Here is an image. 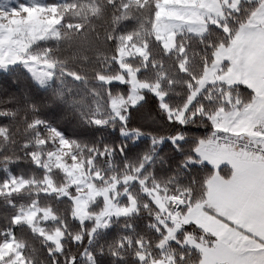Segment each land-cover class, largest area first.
Instances as JSON below:
<instances>
[{
    "label": "snow or ice",
    "instance_id": "snow-or-ice-1",
    "mask_svg": "<svg viewBox=\"0 0 264 264\" xmlns=\"http://www.w3.org/2000/svg\"><path fill=\"white\" fill-rule=\"evenodd\" d=\"M0 264H264V0H0Z\"/></svg>",
    "mask_w": 264,
    "mask_h": 264
},
{
    "label": "trees",
    "instance_id": "trees-1",
    "mask_svg": "<svg viewBox=\"0 0 264 264\" xmlns=\"http://www.w3.org/2000/svg\"><path fill=\"white\" fill-rule=\"evenodd\" d=\"M0 95H7V93H0Z\"/></svg>",
    "mask_w": 264,
    "mask_h": 264
}]
</instances>
